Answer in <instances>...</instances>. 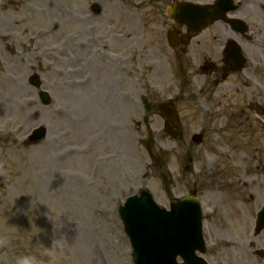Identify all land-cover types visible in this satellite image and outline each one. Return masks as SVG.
Masks as SVG:
<instances>
[{"label":"rangeland","instance_id":"obj_1","mask_svg":"<svg viewBox=\"0 0 264 264\" xmlns=\"http://www.w3.org/2000/svg\"><path fill=\"white\" fill-rule=\"evenodd\" d=\"M164 1L0 0V264L21 254L35 255L36 264H134L119 206L143 188L165 208L195 194L204 231L230 230L215 189L228 181L214 170L221 149L202 106L208 94L179 99ZM33 74L50 105L30 84ZM170 98L182 120L175 135L157 107ZM41 125L46 136L30 142ZM197 132L201 144L191 140ZM213 204L220 217L212 218ZM223 244L227 264H259L252 251L263 240L248 250L241 240ZM213 245L216 264L220 246Z\"/></svg>","mask_w":264,"mask_h":264},{"label":"flooded vegetation","instance_id":"obj_2","mask_svg":"<svg viewBox=\"0 0 264 264\" xmlns=\"http://www.w3.org/2000/svg\"><path fill=\"white\" fill-rule=\"evenodd\" d=\"M172 1L191 2L195 18L192 26L172 25L178 87L184 95L188 88L197 98L208 94L202 106L214 122L212 142L221 149L214 170L228 181L215 189L223 194L222 219L230 230L215 224L207 232L224 262V240H241L247 250L255 239L264 241V0ZM213 207L212 218L220 217Z\"/></svg>","mask_w":264,"mask_h":264},{"label":"water","instance_id":"obj_3","mask_svg":"<svg viewBox=\"0 0 264 264\" xmlns=\"http://www.w3.org/2000/svg\"><path fill=\"white\" fill-rule=\"evenodd\" d=\"M94 9L100 12L101 6L94 5ZM169 16L178 19L172 9H169ZM32 81L35 85H40L37 75ZM40 96L45 103L51 102L48 93L41 91ZM160 109L172 119L175 127L180 126L178 113L172 103L161 104ZM171 131H174L173 126ZM44 135L45 129L39 128L32 138L38 140ZM200 139L199 136H194L195 141ZM172 208L171 212L161 209L146 189L142 190L140 197L135 195L128 198L125 206L121 207L125 228L133 243L136 264H178L176 256L179 252L187 259H198L194 256V248L185 250L194 231L201 227V210L197 199L186 196L180 200H172ZM195 236L198 237L199 233Z\"/></svg>","mask_w":264,"mask_h":264},{"label":"bare ground","instance_id":"obj_4","mask_svg":"<svg viewBox=\"0 0 264 264\" xmlns=\"http://www.w3.org/2000/svg\"><path fill=\"white\" fill-rule=\"evenodd\" d=\"M2 6H4V8L8 7V8H10V9H12V10H17V9L21 10V8H19V6L14 7V5H12V4L2 3ZM46 34H49L48 29H45V30H44L41 34H39L38 36H43V35H46ZM54 34H55V31L52 33V35H54ZM29 39H30L31 41H33L34 38H33L32 36H29ZM88 47H90V46L88 45ZM30 48H31V49H30ZM106 48H107V47H106ZM29 50L33 52V51L35 50V47H34L33 45H31V46L29 47ZM98 50H99V48H98V46H97L96 51L98 52ZM38 61L41 62L43 65L45 64V62H43V61H41V60H38ZM41 63H40V65H41ZM47 66H48V63H47ZM1 86H3V85H2L1 82H0V87H1ZM0 107L2 108V111L5 112L6 103H5V100H4L3 96H0ZM94 260L96 261L97 264H99V263H98V260H97L96 258H94Z\"/></svg>","mask_w":264,"mask_h":264},{"label":"clouds","instance_id":"obj_5","mask_svg":"<svg viewBox=\"0 0 264 264\" xmlns=\"http://www.w3.org/2000/svg\"><path fill=\"white\" fill-rule=\"evenodd\" d=\"M15 264H36V257L33 254H21L16 257Z\"/></svg>","mask_w":264,"mask_h":264}]
</instances>
